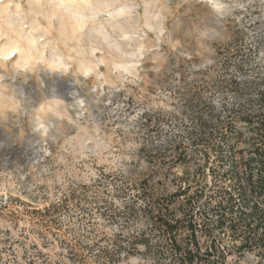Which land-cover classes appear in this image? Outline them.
Listing matches in <instances>:
<instances>
[{"label":"rangeland","instance_id":"1","mask_svg":"<svg viewBox=\"0 0 264 264\" xmlns=\"http://www.w3.org/2000/svg\"><path fill=\"white\" fill-rule=\"evenodd\" d=\"M93 1L101 2L0 0V10H7L0 13V52L17 40L68 68L56 73L40 60L19 72L23 51H12L8 61L0 55V264H79L63 241L141 234L147 225L138 213L115 217L119 228L113 226L115 208L144 206L145 198H134L143 187L174 192L179 177L199 169L209 183L192 199L199 236L205 228L223 240L226 264H264V254L240 257L234 249L240 242L219 233L227 210L209 200L216 168L231 170L233 137L214 140L219 162L214 155L208 162L195 144L257 99L261 86L254 83L264 77V0H217L220 11L204 0H105L130 8L116 20ZM94 9L101 13L91 18ZM80 11H90L83 12L82 29ZM9 13L15 25L5 23ZM122 62L128 71L114 69ZM84 66L94 74L89 79L82 78ZM178 146L186 149L187 163L174 167ZM259 209L264 212V205ZM249 210L239 202L233 224ZM120 264L152 261L140 245Z\"/></svg>","mask_w":264,"mask_h":264},{"label":"trees","instance_id":"2","mask_svg":"<svg viewBox=\"0 0 264 264\" xmlns=\"http://www.w3.org/2000/svg\"><path fill=\"white\" fill-rule=\"evenodd\" d=\"M254 84L261 86L256 88V101H250L233 112L230 119L221 123L213 133H202L195 143L204 149L208 162L213 155L214 161L219 162L221 151L214 145V140L234 139L231 170L221 174L217 167L213 173L211 189L219 194L220 199L211 193L209 200L217 201L216 208L227 210L220 215L217 229L219 233L229 234L233 241L240 242L234 246L240 257L246 251L264 254V212L259 209L264 205V77ZM243 142L246 148H240ZM175 152L172 160L174 167L187 163L184 147L178 146ZM182 158H185L184 161ZM178 180V189L170 193L148 192L143 187L142 192L134 198H145L147 202L144 206L133 202L115 208L113 226L119 228L117 223L120 221H116L115 217L125 219L138 213L147 225L141 234L97 233L89 243L63 241L62 246L70 248L71 258L79 264H91L89 255L93 256L95 264H120L124 259L135 256L140 245L146 249L152 264H226L229 253L227 246L221 244L223 240L218 242L216 238L213 239L212 231L205 228L204 237L198 234L192 199L205 193L200 190L202 185L209 186L204 170L199 169L193 174L187 170ZM231 181L235 182L234 185H231ZM239 202L250 207V210L243 212L238 222L233 224Z\"/></svg>","mask_w":264,"mask_h":264},{"label":"bare ground","instance_id":"3","mask_svg":"<svg viewBox=\"0 0 264 264\" xmlns=\"http://www.w3.org/2000/svg\"><path fill=\"white\" fill-rule=\"evenodd\" d=\"M52 1H56V0H52ZM59 1V3L61 4H63L65 1H70V0H58ZM84 3H86V5H87V3H88V5L90 4V1L91 0H82ZM103 1V3H101ZM105 0H101V2H92L93 4H94V8H95V6H97V9H98V11H101V12H103V9H101V7L100 6H102L103 4V8H104V10H106V14L108 15V16H110L113 20L115 19L116 20V18H119V17H121L128 9H130V8H128V6L126 7V6H122L123 4H121V5H119V6H114V7H112L113 5L112 4H105V2H104ZM205 2H208V3H212L213 5H214V7H215V9L216 10H218V11H220L221 10V3L219 4V2L217 1V0H204ZM50 2V1H49ZM73 2H74V0H73ZM78 2V1H77ZM107 2V1H106ZM91 3V4H92ZM59 4V5H60ZM97 4V5H96ZM87 5V6H88ZM4 7H5V5H4ZM89 7V6H88ZM100 7V8H99ZM6 8H7V5H6ZM91 8V7H90ZM89 8V9H90ZM3 6H1V14H5V13H7V10L4 8L3 10ZM91 9H93V8H91ZM58 9L57 8H55V9H53L52 11H51V16L52 17H54L55 15H56V13L58 14V11H57ZM95 10V9H94ZM92 11V10H91ZM19 12V11H18ZM74 12V11H73ZM80 12H82V11H80ZM84 13H87L86 15H88L89 14V12H85V11H83ZM81 13L82 14V18H80V21H81V25H80V23H79V21H78V24L81 26V29L83 28V26L85 25V24H87V23H84V13ZM101 12H96V10L95 11H92V12H90L91 14V18H96L95 16H97L99 13H101ZM19 13H21V11L19 12ZM19 13H18V15H19ZM10 14V13H9ZM74 14V13H73ZM79 13L77 12L76 13V16L78 15ZM11 15V14H10ZM14 15H15V13H14ZM17 15V14H16ZM17 15V16H18ZM85 15V17H87ZM89 15V16H90ZM3 18H4V16L3 15H1ZM9 16V15H8ZM50 16V17H51ZM75 16V15H74ZM80 16V15H79ZM10 17V16H9ZM11 17H12V15H11ZM60 17V16H59ZM7 18L8 17H5V23L8 25V26H12V25H15V17H12V18H10V19H8L7 20ZM13 18H14V20H13ZM60 18H62V17H60ZM77 18V17H76ZM87 18H85V20H86ZM90 19V18H89ZM4 20V19H3ZM78 20V19H77ZM16 22H17V19H16ZM151 27V26H150ZM152 28V27H151ZM32 29H34V27L32 26ZM90 34H94V32L91 30L90 32H89ZM96 33V32H95ZM102 35H103V33H101ZM101 34H99V36L101 37L102 35ZM92 35H90V37L92 36ZM3 36V35H2ZM103 37H105V36H103ZM31 38V37H30ZM29 38V39H30ZM106 38V37H105ZM104 38V39H105ZM32 40H35L34 39V37H32L31 38ZM29 40V41H32V40ZM103 40V39H102ZM12 51H16V52H19V53H22V51H23V55L24 56H21L20 58H19V60L17 61V63H16V66H17V69H18V71L19 72H24V71H26V70H28V69H30V68H32L35 64H38V61H40V60H42L41 62H44V63H48V66L50 67L49 68V70H51V71H53V70H55V72L57 73H59L60 72V70H63L62 72L64 73V71H67V67L66 66H64V65H62V63L60 64L59 63V61H58V63H57V61L54 63V60L55 59H53V60H51V61H49V59L48 58H45V56L42 54V55H38V57L35 55V54H33L32 52H31V50H28V49H26L25 47H24V45L21 43V42H19V41H17V40H14V42H12V44H10L9 46H8V48H6V49H3L2 50V52H0V55H1V58H2V60H4V61H8V60H10L12 57H13V53L14 52H12ZM43 52V51H42ZM41 54V53H40ZM45 54V53H44ZM58 59V58H57ZM60 60V59H59ZM62 62V61H61ZM93 69V68H92ZM114 69L115 70H123V72L124 71H128L127 70V63H125V62H122L121 64H118V63H116L115 65H114ZM82 70V69H81ZM68 72V71H67ZM94 72V71H93ZM66 73V72H65ZM81 75H82V78L83 79H89L91 76H93L94 74L92 73V70H91V67H86V66H84V68H83V71L81 72ZM62 83H64V82H62ZM64 85H66L68 88H70V89H72V88H74V87H76V82H71V83H64ZM19 90H20V93L21 94H23L24 96L27 94L26 93V89L24 88V87H21V88H19ZM70 93H72V92H68L67 93V98L68 99H75L76 100V97H74V96H71V94ZM54 102H55V100H54ZM57 102V101H56ZM83 101H79V102H76V105H78V106H82V103ZM42 124V123H41ZM42 126V128L43 129H45L44 131H46L47 129H48V127H46L45 125H41Z\"/></svg>","mask_w":264,"mask_h":264}]
</instances>
